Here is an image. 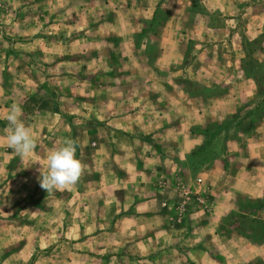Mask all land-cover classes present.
Returning a JSON list of instances; mask_svg holds the SVG:
<instances>
[{
  "label": "rangeland",
  "instance_id": "1",
  "mask_svg": "<svg viewBox=\"0 0 264 264\" xmlns=\"http://www.w3.org/2000/svg\"><path fill=\"white\" fill-rule=\"evenodd\" d=\"M37 85L40 103L50 106L53 90L71 117L58 136L68 137L70 125L75 135L82 129L98 181L103 105L106 112L132 98L133 87L165 107L184 134L202 136L178 162L173 188L181 201L167 231L156 225L150 240L147 222L99 217L94 202L89 217H73L83 210L77 203L42 201L50 194L38 178L55 148L21 157L6 131L10 106L23 108ZM52 124L37 142L50 141ZM263 161L264 0H0V264H264V191L252 198L233 189L260 187ZM90 173L88 165L82 176ZM214 207L223 214L217 236L190 239L189 219ZM64 208L70 217H57Z\"/></svg>",
  "mask_w": 264,
  "mask_h": 264
},
{
  "label": "crops",
  "instance_id": "2",
  "mask_svg": "<svg viewBox=\"0 0 264 264\" xmlns=\"http://www.w3.org/2000/svg\"><path fill=\"white\" fill-rule=\"evenodd\" d=\"M37 87L39 88L38 85L34 87V92H30L32 95H28L25 102L22 101V104H24L22 105L23 114H27L23 118L25 125L34 128L36 141L44 138L42 133L45 129L43 130V127L46 126L49 120L56 123L58 128L53 124L47 126L50 129H55L52 138L50 141L46 139L37 142V148L34 150L33 155L38 158L41 156L38 153L43 148H56L58 144L63 143L66 139H72L77 144L76 158L82 161L83 164H87L85 170L89 165L91 172L90 176H82L79 182L70 190H57L49 196L44 195L42 198H45L42 201L50 200L60 207L74 206L77 203L76 205L83 208V210L78 211L76 215L73 213V217H89L88 205L90 202H94L96 207L99 208L97 211L99 217H119L117 220L126 222H147L149 224L147 230L150 240L152 239V232L158 231L156 225L160 227V232L167 231L169 223L167 217H173L174 204L176 201L178 203L181 201V195L179 192L177 194L173 188L174 180L182 174L179 167L182 163L178 162L185 155L200 147L202 136H199V134L196 137L191 136L189 132L184 134L182 125L180 126L177 121L167 118L171 115L165 107L162 110L149 97H141L140 94L144 92L142 87H133L134 96L132 98L112 102L114 106L107 107L106 112H104L105 106L103 105L101 150L98 152L101 157L100 162H102L99 171L101 180L98 181L97 171L92 169L93 163L89 160L93 151L87 152L85 142L80 138L83 134L82 129L78 135H75L76 128L70 125L68 137L58 136V130L65 125V120L68 121L71 117L66 112L62 113L60 111L57 93L53 90L54 98L51 105L47 106L45 103H40L41 95L38 93ZM130 90L131 88L119 87L117 91L124 94L130 93ZM145 90L149 89L146 88ZM56 139L58 142H55ZM262 165L264 167V161ZM249 169L244 168V173L253 175V170ZM215 171H217V178L221 174L220 169L214 170L213 173ZM240 171L242 169L238 170V172ZM258 176L264 178V168L258 173ZM242 185L235 186L233 189L237 192L244 191L252 198L257 197L260 190L264 191V183L260 187L251 181ZM42 190L40 189V192ZM201 192L205 194L203 189ZM229 195L231 194L227 192L226 196L228 198H230ZM225 200L227 199L225 198ZM206 201H208L207 198ZM198 202L205 203V200L202 198ZM217 203L214 202V204ZM38 204L42 205V203ZM36 211L41 213L42 216L50 214L49 210L40 209ZM68 211L72 210L64 208L59 213L60 216L58 214L57 217L63 215L70 217ZM202 213L204 214L203 217H191L189 219L193 231L188 234L190 239L201 240L202 237L207 235H216L218 221L223 215L221 209L214 207L212 210ZM153 225L155 227H152ZM157 246H159V243L156 242V248ZM194 246V255L199 257V254H204L203 247L199 246V243L194 244ZM261 248L264 250V243ZM150 250L152 252V248Z\"/></svg>",
  "mask_w": 264,
  "mask_h": 264
},
{
  "label": "clouds",
  "instance_id": "3",
  "mask_svg": "<svg viewBox=\"0 0 264 264\" xmlns=\"http://www.w3.org/2000/svg\"><path fill=\"white\" fill-rule=\"evenodd\" d=\"M23 110L17 103H13L7 111L6 129L8 146L19 156H29L37 148L33 131L26 126L21 117ZM76 141L66 139L63 146L50 151L47 156V171L40 170V187L48 194L57 190H70L84 174L85 165L76 158Z\"/></svg>",
  "mask_w": 264,
  "mask_h": 264
},
{
  "label": "built area",
  "instance_id": "4",
  "mask_svg": "<svg viewBox=\"0 0 264 264\" xmlns=\"http://www.w3.org/2000/svg\"><path fill=\"white\" fill-rule=\"evenodd\" d=\"M197 183H199V180H197ZM179 190H180V192L182 193V195H184V196H186V195H188L189 194V192H188V190H186V189H181V187L179 188ZM182 190V191H181Z\"/></svg>",
  "mask_w": 264,
  "mask_h": 264
}]
</instances>
